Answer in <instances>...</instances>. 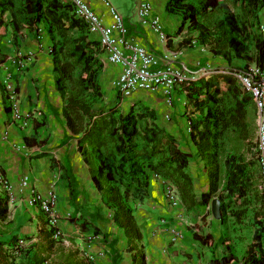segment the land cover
<instances>
[{
	"label": "crops",
	"instance_id": "crops-1",
	"mask_svg": "<svg viewBox=\"0 0 264 264\" xmlns=\"http://www.w3.org/2000/svg\"><path fill=\"white\" fill-rule=\"evenodd\" d=\"M148 1L152 7L151 16L159 18L168 36L166 42L160 40L153 28L141 23L136 16L139 0L134 2L133 14L128 15L121 13L109 3L122 16L128 40L146 47L157 58L159 67H166L173 62L176 67H187L200 74H209L218 67L231 68L228 61L212 57L204 47L191 48L188 43L184 44L187 37L186 25L182 27L183 16L181 13L168 11V0ZM59 2L63 5L70 4L66 0ZM26 5L25 0H11L6 26L0 28V60L5 59L6 62L10 57L19 56L25 61V67L18 68L14 65L10 68L16 80L19 106L24 113L37 112L41 115L25 128L13 123L2 85L5 78L3 69L5 63L1 64L0 169L13 188L9 193L0 188V264H36L39 261L41 262L39 264H90L85 255L94 257L92 264H212L226 256L232 255L235 258L228 239L232 233L224 228L225 218L221 217L219 194H214L209 202L202 203V194L210 190L209 164L206 156L191 139L190 121L185 114L188 100L185 92L178 87L181 85H178L173 93L171 106H167L161 92L137 91L130 97H124L115 86L121 67L109 62L102 50L98 56L102 68L97 78L102 97H98L101 101H97L95 109L104 110L103 106L106 105L108 107L106 111L117 110L116 117L127 115L133 108L139 112L150 111L156 127L175 140L179 149L189 155L186 170L193 179L198 201L196 207L204 206L207 209L203 212L198 211V224L202 222L201 220L210 219L217 230L213 232L209 220L205 227L198 226V231L192 227L196 207L187 209L182 204L174 185L172 187L175 190V203L174 205L170 203L165 192V184L170 183L149 167L150 163L159 162L157 158L140 160L142 163L140 171L144 173L138 174L136 176L138 180L132 184L133 190L145 189V192L143 191L145 194L140 198L136 194L135 198H132V192H129L130 198L127 200L133 210L142 239L139 241L131 238L127 230L115 222L117 208L113 203L115 197L110 193L111 188L118 186L121 195H125L126 188L122 182L127 183L131 180L127 176L119 177L117 174L116 182L108 181L105 177L98 178L97 170L101 165L97 159L98 154L106 155V149L103 147L99 153L93 147H89L87 153L80 149L83 133L75 134L69 128L64 114L67 98L57 87L59 75L55 72L51 44L56 43L59 37L55 31L50 30L45 19L34 24L32 28L16 30L13 20L18 23L26 22L28 17ZM90 5L98 14L105 17L106 24L112 22L108 8L103 2L92 0ZM258 20L264 21V4L259 9ZM90 38L98 40L95 35ZM172 53L178 57L166 58ZM254 55V64L258 62L264 68V52L261 55L254 52ZM254 112L257 118V110L252 101L249 110L247 109V117ZM117 124L119 125L118 122ZM141 124L144 125V122ZM133 147L135 150L130 153V159H127L125 165L127 168L133 164L132 155L148 149L146 142L140 137L135 138ZM253 153V150L252 153L250 151L246 153L247 161L251 160ZM197 169L198 175H195L192 170ZM254 169L256 171L253 188L260 201L264 187L257 160ZM25 177L29 178L30 187L23 189L21 182ZM95 179L99 183H96ZM223 185L222 183L220 190L223 189ZM33 188L42 195H47L52 188L57 192L59 228L66 238V243H62V240L52 241L55 239L53 234L51 235L45 216L37 206L27 203V196ZM252 199L257 202L253 191L247 195L249 202ZM215 202L220 203V216L215 215ZM242 209L243 222L238 221L232 215L233 212L231 216L236 224L249 226L254 219V216L252 218L248 214L249 203L242 205ZM259 214L261 215V212ZM200 230L204 232L201 233ZM254 234L255 231L253 236ZM22 238L26 239L29 245L21 256H15L14 247ZM204 241H208L209 244L206 245ZM250 246L251 244L247 248V253ZM142 252L145 256L143 263Z\"/></svg>",
	"mask_w": 264,
	"mask_h": 264
},
{
	"label": "trees",
	"instance_id": "trees-1",
	"mask_svg": "<svg viewBox=\"0 0 264 264\" xmlns=\"http://www.w3.org/2000/svg\"><path fill=\"white\" fill-rule=\"evenodd\" d=\"M25 2L28 13L26 22L18 23L12 17L10 20H13L16 30H21L24 27L32 28L34 24L45 19L49 23L50 30L57 33L59 39L54 43L51 52L54 55L55 72L59 75L57 87L67 98L64 114L69 128L75 134L83 133L80 139V149L84 153H87L89 147L95 148L97 153L103 147L106 149V155L98 154L97 159L101 164L97 170L98 178L105 177L108 181L116 182L115 174H117L119 177L127 176L131 180L127 183L122 182L126 188L125 195H121L118 186L111 188L110 193L115 197L113 203L117 208L115 222L122 225L131 238L139 241L142 239L133 210L127 200L130 198L129 192H132V198H135L136 194L139 198L145 194V189L133 190V184L138 180L136 176L144 173L140 171L142 166L140 160L145 158L159 159L157 164L150 163V169L176 187V192L187 209L196 207L198 201L193 179L186 170L189 155L179 149L175 140L156 127L150 111L139 112L138 109L133 108L127 115L116 117L117 110L95 109L97 98L102 96L97 83L98 73L102 68V62L98 56L102 49L98 41L86 34L87 24L74 14L73 6L63 5L59 0H25ZM220 3L221 0H197V4L188 3L187 0H168L167 9L170 12L181 13L182 27L185 25L186 28L190 27L195 34L198 32V37L196 36L198 40L201 38L206 40L211 34L200 24L199 17L215 11ZM0 4V28H4L11 0H1ZM263 4V0H242V10L255 14V19L260 22L258 12ZM250 17L251 15H243L239 21L240 25L236 23L237 18H235L236 21L229 20V22L237 34L243 35L244 29L246 34L248 33L246 29H249ZM77 31L82 34L73 37L72 35ZM185 43H188V38L184 40ZM231 44L238 57H245L248 50L242 42L233 38ZM254 51L260 55L264 52V42L261 37L255 39ZM3 63L5 59L0 60V65ZM257 65L263 68L258 62ZM178 87L185 92L188 100L185 114L190 121L191 139L206 156L209 164L210 190L202 194V203L209 202L212 196L218 193L221 202V217L226 218L228 204L235 206L250 204L247 200L248 192L253 191V195L258 199L255 188H253L256 156L253 153L251 160L247 161L246 158V153L248 151L252 153L255 147L251 135L246 131L247 108L253 101L252 97L241 89L237 79L230 73L212 72L203 78ZM92 96L94 99L90 98ZM198 115L201 118H198ZM142 122L144 125L141 124ZM231 128L241 130L235 140L243 141L244 144H234L227 155L222 157L221 152L224 147L222 135L224 131ZM137 137L146 142L148 149L145 148L143 152L132 155L133 164L127 168L125 165H127V159H130V153L135 150L133 143ZM115 165H117L116 168ZM96 181L99 183L98 180ZM137 183L140 184V181ZM222 183L224 184L223 189L220 190ZM225 200H228V204ZM260 202L264 205V192L260 197ZM242 211H233L232 214L240 222L244 221ZM255 214L253 220L258 223L257 228L247 256L241 264H264V241L262 239L264 221L260 223L262 219L260 217H264V214L262 212V216L259 212ZM53 231L51 229V235ZM198 239L196 234V240ZM204 243L209 244L208 241ZM144 258L142 252V263ZM235 261L236 259L231 255L220 261L216 260L212 264H233ZM39 263L41 262L36 264Z\"/></svg>",
	"mask_w": 264,
	"mask_h": 264
},
{
	"label": "built area",
	"instance_id": "built-area-1",
	"mask_svg": "<svg viewBox=\"0 0 264 264\" xmlns=\"http://www.w3.org/2000/svg\"><path fill=\"white\" fill-rule=\"evenodd\" d=\"M73 6L74 14L82 19L88 28L90 35H97L98 41L103 52L106 53L109 62L121 67V73L115 86L124 97H130L137 91L162 94L167 106L173 103V93L178 85L188 84L194 80L204 77L205 73L200 74L187 67H176L170 62L166 67H159L157 58L144 46L132 42L127 38V29L124 25L122 16L110 5L108 0H98L103 2L108 8L112 18L110 24H106L105 17L98 14L90 5L92 0H66ZM97 1V0H96ZM152 7L148 0H139L136 16L141 23L149 25L158 34L160 40L166 42L167 34L158 17L151 16ZM259 34L264 42V21L259 22ZM177 58V54H170L166 58ZM17 65L18 68L25 67V61L19 56L10 57L3 69L5 78L2 81L4 94L8 107L11 109L12 120L23 128L41 115L37 112H22L19 106V94L16 80L11 66ZM236 77L255 104L257 110V134L253 152L256 156L260 168L264 187V69L257 64L249 66L245 70L230 73ZM23 189L30 187V180L25 177L21 182ZM0 188L9 193L12 191L11 182L4 176L0 169ZM167 198L175 203V190L170 184H165ZM58 194L55 189H51L47 195H42L31 190L27 196V203L37 206L45 216L47 225L53 231V238L59 240L63 234L59 228L60 217L56 206ZM262 239L264 241V225L262 228ZM29 242L22 238L19 239L14 247V255L21 256ZM20 258V257H19ZM87 261L92 264L94 257L85 255Z\"/></svg>",
	"mask_w": 264,
	"mask_h": 264
},
{
	"label": "rangeland",
	"instance_id": "rangeland-1",
	"mask_svg": "<svg viewBox=\"0 0 264 264\" xmlns=\"http://www.w3.org/2000/svg\"><path fill=\"white\" fill-rule=\"evenodd\" d=\"M109 2L114 7H116L121 13L128 15V14H133V8H135L134 2H136V0H109ZM187 2L197 4V0H187ZM243 15L245 16L251 15L250 23H249L250 25H248L249 29H246L248 30L247 34L244 29L243 35H239L237 34L236 31H234L229 20L236 21L235 18H237L236 23L240 25L239 21L242 19ZM199 21H200V24H202L203 28L207 29L210 32L211 36H208L206 40L204 38H201L200 40H198V38H196V36L198 37V32L197 34H195L194 30H192L190 27L188 28L185 27L186 29L185 36L188 38L189 47L195 48L198 46H202L212 54V57L215 56L218 59H225L226 61H228L231 67L230 69L218 67L217 69H213L212 71H210L211 73L212 72L213 73H232V72L235 73L239 70H245L249 66L254 65L255 63L254 41L257 37H260L259 22L255 19V14L253 13L251 14L250 11L242 10V0H221L219 7L215 11H212L211 13L206 14V15H201L199 17ZM85 32L86 34L89 35V37L92 36L89 34V32H87V30H85ZM81 34L82 33L80 31H77L72 36L78 37ZM95 36L98 37L97 35ZM233 38H236L238 41L242 42V45L245 48H247L248 52L247 53L245 52L246 53L245 57L241 58L237 56V53L232 48V44H231V40ZM94 40L98 41L96 38ZM52 45L54 46V44H51V46ZM237 81L241 86L240 81L238 79ZM69 88H71V85H69ZM241 89L244 91L242 86H241ZM90 98L94 99L93 96ZM99 98H97V101L99 100ZM87 99H89V97ZM99 101H101V99ZM102 101H104V95H103ZM103 107H104V110L108 108L106 105ZM249 108H250V105L248 106L247 109L249 110ZM198 118H201V116L198 115ZM247 118L248 120H247L246 131L249 133V135H251L252 143L255 144L256 134H257L256 112H254ZM240 131L241 130L239 128H231L229 130L224 131L222 135V144L224 146L221 152L223 155L222 157H225L227 155L230 148L234 144L236 143L239 145L244 144L243 141L237 142V140H235V138L238 136V133H240ZM196 162L198 164L197 158H196ZM192 172H194L195 175H198V169L196 171L192 170ZM170 203L174 205L173 202L170 201ZM227 207H228L227 209L228 216L225 218L224 228L229 233H232V235L228 236L229 245L233 253L235 254V259H236L235 264H239L243 260V258L247 255V248L253 240V237H252L253 232L256 230L257 228L256 226L258 223L254 222L252 219V221L250 222L251 226L250 225L242 226L241 224H236L233 217L231 216V212L238 211V210L241 211L244 209H242V206L240 205H238L237 207L235 205L228 204ZM210 210L209 212H211ZM198 211L203 212V211H207V209L204 206L203 208L196 207L194 209L195 216H194V224L192 227H194L198 231V226L205 227L210 221V228L213 229V232H216L217 229H214L216 228V226L213 225L212 220L210 219L201 220L202 222L198 224ZM258 212H262L264 214V205H261V202L258 199H257V202L254 199H252V201H250V204H249L248 214H250V216L253 218L254 214ZM245 218H247L246 214H245ZM261 218L262 219L260 220V223L264 221V217H261ZM203 232L204 231H201V233ZM59 240H62L61 241L62 243H66L65 242L66 238L63 236Z\"/></svg>",
	"mask_w": 264,
	"mask_h": 264
},
{
	"label": "water",
	"instance_id": "water-1",
	"mask_svg": "<svg viewBox=\"0 0 264 264\" xmlns=\"http://www.w3.org/2000/svg\"><path fill=\"white\" fill-rule=\"evenodd\" d=\"M214 212L216 216H220V203L219 202H215L214 203Z\"/></svg>",
	"mask_w": 264,
	"mask_h": 264
}]
</instances>
